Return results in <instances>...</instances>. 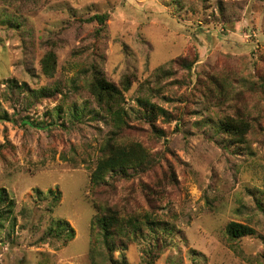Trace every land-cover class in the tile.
I'll return each mask as SVG.
<instances>
[{
	"label": "rangeland",
	"instance_id": "rangeland-1",
	"mask_svg": "<svg viewBox=\"0 0 264 264\" xmlns=\"http://www.w3.org/2000/svg\"><path fill=\"white\" fill-rule=\"evenodd\" d=\"M93 67L130 83L120 133L88 92ZM227 118L249 124L244 145L223 134ZM110 138L153 161L115 186L117 199L145 187L131 212L157 239L144 226L109 260L90 175ZM0 190L14 202L0 264H264V0H0ZM57 220L73 239L42 241ZM230 222L254 234L232 240Z\"/></svg>",
	"mask_w": 264,
	"mask_h": 264
},
{
	"label": "trees",
	"instance_id": "trees-1",
	"mask_svg": "<svg viewBox=\"0 0 264 264\" xmlns=\"http://www.w3.org/2000/svg\"><path fill=\"white\" fill-rule=\"evenodd\" d=\"M100 25H104V16L93 17ZM56 56L53 51L47 52L41 60V71L47 77H52L56 70ZM187 68L189 66H186ZM123 89H119L116 85L106 80L102 71L93 67L90 71L87 89L93 97L98 109L113 123L114 128L120 133L126 126L125 119L127 113L122 108V92L129 89V81L125 80ZM53 93V92H52ZM52 93L42 92L38 95L39 99L49 98L47 96ZM45 98V99H46ZM38 100V99H37ZM39 101V100H38ZM149 111L153 116H168L163 109L149 105ZM223 134L233 139L237 144L244 145L246 143V135L249 132V124L240 120H232L227 118L220 121L219 125ZM152 159L150 155L139 144H122L117 142L115 138L107 139L99 151V160L93 172L90 175V184L92 186V198L96 215L91 224L92 230L96 232V237L100 236L103 249L106 251L110 260L114 251H122L120 247H126L129 241L134 240L137 231L144 226L147 232L150 231L151 238L157 239L156 230L150 229V221L148 216L134 215L131 212L133 203L138 195H143L145 189L142 184L135 188H122V197L117 199L116 183L120 180L125 184L132 178L130 173L139 174L152 167ZM107 175L111 178L107 181ZM118 178L117 180H115ZM53 202L57 203L59 194L56 195L49 191ZM102 194L106 199V203L100 204L95 198ZM113 201H118L113 204ZM132 203V204H131ZM14 202L8 198L5 190H0V208H6L5 214L0 210V222L2 219H13ZM156 225H159L158 223ZM149 229V230H148ZM226 235L232 240L252 236L254 230L250 227L230 222L226 226ZM167 233V231H166ZM153 236V237H152ZM74 237V231L70 225L63 220H57L51 227H48L46 233L42 237L45 240H62L64 244ZM49 238V239H48ZM123 259L124 263V257Z\"/></svg>",
	"mask_w": 264,
	"mask_h": 264
}]
</instances>
